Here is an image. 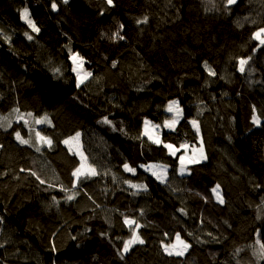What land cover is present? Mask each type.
<instances>
[{"label": "trees", "instance_id": "trees-1", "mask_svg": "<svg viewBox=\"0 0 264 264\" xmlns=\"http://www.w3.org/2000/svg\"><path fill=\"white\" fill-rule=\"evenodd\" d=\"M261 29L264 0H0V264H264ZM71 52L91 73L81 85ZM173 101L183 120L157 145L143 118L168 120ZM18 114L48 117L51 146ZM190 119L207 160L160 183L145 167L177 164L164 146L198 140ZM77 133L96 177L73 175ZM126 218L144 243L124 252ZM177 236L183 256L165 251Z\"/></svg>", "mask_w": 264, "mask_h": 264}, {"label": "rangeland", "instance_id": "rangeland-1", "mask_svg": "<svg viewBox=\"0 0 264 264\" xmlns=\"http://www.w3.org/2000/svg\"><path fill=\"white\" fill-rule=\"evenodd\" d=\"M261 40H264V33L261 34V39H259L260 43H261ZM262 44H264V43H262ZM73 57H75V60L73 59ZM70 59L72 60V63H73V69H74V72H75V75H76V80H78V84L81 85V84L85 83L88 80L89 75H87L88 73H87V70L85 69V64H84L83 58H81V56H79L78 53L71 52ZM246 63H247V61H246ZM246 63L243 64V68H244V66H245ZM170 104L173 106V110L172 111L167 110L169 112V114H170V117L166 121V123L164 124V126H160V125L157 126V125L151 123V121L147 120L148 121V125L144 129L145 130L144 131V135H145V137L147 139L152 140L156 144L162 143L161 134H162V131L163 130H168V131L169 130H172V131H174V130H176V127L178 126L179 122L181 120H183V110H182V107L179 106V102L173 101ZM169 105H168L167 108H169ZM11 117H13V115H11ZM44 118L45 117H42L40 119H35V120H32L30 118L29 121H28L23 115H19L18 114L17 117L15 118V120L18 123L19 122H22L24 125H27L30 130L33 129L34 132H35V135H37V133H39L40 136L45 137L43 134H41V130L45 126H51L52 123H51V121H50V119L48 117H46L47 118L46 120ZM36 120H43L44 122L37 124L36 123ZM25 121H27V123H25ZM192 121H196V124L194 125L192 123ZM169 124L171 126H167ZM190 124H191L192 128H194L196 130V132L198 133V135H199V138H200L199 145L191 146V147H189L188 145H182L180 147H176L175 145L169 144V145H172L173 147L171 149L166 147L167 150L172 155H176L177 153H180L181 152V155H180V158H179V160H180V168H179V171L182 173V174L180 173L181 176L183 174L189 173L187 167L191 166L192 164H199V163H202V162H204V161L207 160L206 159V157H207L206 149H204L203 138H201V131H200V128H199L198 120H196V119H190ZM76 135H74L72 138L66 139V140H69V143L66 144V146L69 149V151L72 154H76L78 156L79 160H80V167L79 168H81L82 169V172L84 173V174H82V175L79 176V178H80V177H84L85 175H90L89 174V168H91V167L87 163V154H85V151H84V143H82V135L79 134L78 139H74L76 137ZM47 139L50 140L49 138H47ZM156 141H159V142H156ZM37 142L38 143H41V142H44V141H42L37 136ZM45 144H47V143H45ZM165 145H167V144H165ZM181 157H183V160H184V163L183 164L181 163ZM182 168L184 169L183 171H181ZM145 169L148 172H151L153 174H156L158 177H161L159 180H161V181H167V177L169 175V172H168L169 169L166 168V167H164L163 165L150 163L149 165H147L145 167ZM219 193H220V196L222 197L223 195H222V192L220 191V189H219ZM213 194L216 197V201H218L220 203V201L217 198L216 194L214 192H213ZM180 240L183 241L181 238H180ZM183 242L186 243L185 241H183ZM133 245H135V244H133ZM173 245H176L177 246V249H175V250L172 249V246ZM166 247L170 251H172L173 252L172 255H174L176 250H179V249L182 248V245L180 244V242L176 238V240L173 241L172 244L165 245V248ZM130 249H131V247L129 248V250ZM187 249L186 250H183V255H185ZM166 252L168 253V251H166ZM183 255H181V256H183Z\"/></svg>", "mask_w": 264, "mask_h": 264}, {"label": "snow or ice", "instance_id": "snow-or-ice-1", "mask_svg": "<svg viewBox=\"0 0 264 264\" xmlns=\"http://www.w3.org/2000/svg\"><path fill=\"white\" fill-rule=\"evenodd\" d=\"M63 2L66 4V3H68V0H63ZM107 2H108L109 4H111V3H112V0H107ZM233 3H235V0H227V5H232ZM56 7H57L56 3H53V4H52V8H53V9H56ZM22 15H23V18L25 19V21L27 22V24L29 25V27L32 29V31H33V32H39V28H38V27L35 25V23L29 18V13H28V10H27V9H24ZM146 22H147L146 19L143 20V21H139V23H146ZM121 28H123V25H121ZM262 33H264V29H261L259 32L255 33V37H256V39H258V40L261 39V34H262ZM116 35L119 36V33H117ZM28 39H32V37H31V36H28ZM120 39H123V37L121 36ZM261 43H264V40H261ZM73 59L75 60V57H73ZM240 63H241V68H240V70L243 71V70H244V68H243V64L246 63V61L241 60ZM209 73H210L211 75H214V74H215V73L211 72L210 69H209ZM87 75H91V73H88ZM174 103H175V102H174ZM168 110H169V111H172V110H173V106H172L171 104L169 105ZM29 115H31V114L29 113ZM21 118H22V117H21ZM44 119L46 120L47 118L45 117ZM42 122H44V121H43V120H36V123H37V124L42 123ZM104 122H105V123H111L110 121L107 120V118H105V121H104ZM253 122L258 124V123L260 122V121H259V118L254 117V118H253ZM25 123H27V121H25ZM192 123L195 125V124H196V121H192ZM167 126H171V125L169 124V125H167ZM16 136H17V139H20L21 143H24V144H27V143H28L27 140H23V139H21L19 133H17ZM37 136H38L42 141H44V142L47 143L49 146H51V143H52L51 140H48L46 137L40 136L39 133H37ZM78 137H79V133H77V135H76V137H75L74 139H78ZM156 142H159V141H156ZM64 143H65V144H68V143H69V140H65ZM165 147L171 149L173 146H172V145H165ZM37 151H39V149H37ZM181 163H182V164L184 163L183 157H181ZM82 167H83V166H82ZM124 167H125V169H126L127 171H129V172H134V169L131 168V167H129L127 164H125ZM183 170H184V169L182 168L181 171H183ZM82 174H84V173L82 172V169H81V168H78V169L76 170V172L73 173V175L76 176L77 178H79V176L82 175ZM89 174H90V175H95V174H96L95 169H91V168H89ZM157 178H161V177H157ZM41 182L43 183V181H41ZM131 186H132V187H137V185H131ZM213 192L216 194V196H217V198L219 199L220 203H223V198L220 196V193H219V186H218V185H217V187H216L215 189H213ZM72 198H73L72 196H69V197H68V199H72ZM124 223L127 224V225L132 229V231H133V236H132V238L129 239V240L125 243V245H124V249H123V251H124V252H127V251L129 250V248H130L133 244H136V243L143 244L144 241H143V240L140 238V236L137 234V231H138V229H139L140 226L136 223L135 220H131V219H127V218H126L125 221H124ZM133 225H135V228L132 227ZM177 240H178V241L180 242V244L182 245V248L179 249V250H176V251H175V254L178 255V256H179V255H183V250H186V249L189 247V245L186 244V243H184L183 241H181L179 236H177ZM172 249H174V250L177 249V246H176V245H173V246H172ZM165 251H168L169 255H172V254H173V252L170 251L167 247L165 248ZM261 254L264 255V244L261 245Z\"/></svg>", "mask_w": 264, "mask_h": 264}, {"label": "bare ground", "instance_id": "bare-ground-1", "mask_svg": "<svg viewBox=\"0 0 264 264\" xmlns=\"http://www.w3.org/2000/svg\"><path fill=\"white\" fill-rule=\"evenodd\" d=\"M241 68V67H240ZM170 104V103H169ZM168 107V106H167ZM168 110V109H167ZM167 113H169L168 111H166ZM170 115V114H169ZM147 120H149V121H151V123H153V124H155V125H160V126H164V124L166 123V121L167 120H165L164 122H155L153 119H150V118H143V126H142V130H143V132L145 131L144 129H145V127L148 125V121ZM147 123V124H146ZM191 128H192V126H191ZM200 128V131H201V127H199ZM192 131H193V133L195 134V136H196V138H198V140L196 141V142H188V141H186V140H181L180 141V144L178 145V146H176V147H180V146H182V145H188L189 147H191V146H196V145H199V142H200V138H199V135H198V133L196 132V130L194 129V128H192ZM201 138H202V131H201ZM203 143H205L204 142V138H203ZM159 144V143H158ZM157 144V145H158ZM161 144V143H160ZM169 144H172V145H174L173 143H169ZM169 144H167V145H169ZM164 149L167 151V153L169 154V155H172L168 150H167V148L164 146ZM70 152V151H69ZM71 153V152H70ZM72 154V153H71ZM87 154V153H86ZM74 155V154H73ZM180 155H181V152L180 153H177L176 155H172L173 156V158H174V160L175 161H177V164L174 166V167H171V168H169V167H167V166H165V165H163V164H161V165H163L164 167H166V168H168L169 170H168V172H169V175H168V177H167V180L168 179H170L171 178V176L173 175H178L179 177L181 176V172L179 171V168H180V160H179V158H180ZM173 160V161H174ZM87 163L90 165V167L92 168V169H95V172H96V174L95 175H92L91 177H96L97 175H99V172H98V168H97V166L95 165V164H93L92 163V157H91V155L88 153L87 154ZM160 164V163H159ZM200 164V163H199ZM79 165H80V163H79ZM128 165V164H127ZM192 165H195V164H192ZM80 167V166H79ZM191 166H189V167H187V169L189 170V168H190ZM125 168V167H124ZM124 171L127 173V174H131V175H136L137 173H136V171L134 170V172H129V171H127L126 169H120V171H119V174H121L122 175V178H123V180L124 181H128V178H127V175L124 173ZM148 172V171H147ZM151 173V172H150ZM181 173V174H180ZM154 177H155V179L156 180H158L160 183H167V182H169V181H161V180H159L160 178H157L158 176L156 175V174H153V173H151ZM187 174H189V173H187ZM187 174H183L182 176H185V175H187ZM89 176V175H88ZM176 240V238H174V240L173 241H175Z\"/></svg>", "mask_w": 264, "mask_h": 264}, {"label": "water", "instance_id": "water-1", "mask_svg": "<svg viewBox=\"0 0 264 264\" xmlns=\"http://www.w3.org/2000/svg\"><path fill=\"white\" fill-rule=\"evenodd\" d=\"M239 0H235V3H233L232 5H228V6H234L238 3Z\"/></svg>", "mask_w": 264, "mask_h": 264}]
</instances>
